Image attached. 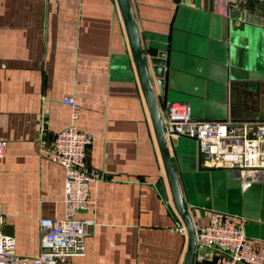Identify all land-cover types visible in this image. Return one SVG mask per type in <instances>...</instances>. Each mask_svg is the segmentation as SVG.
Listing matches in <instances>:
<instances>
[{
    "label": "crops",
    "instance_id": "1",
    "mask_svg": "<svg viewBox=\"0 0 264 264\" xmlns=\"http://www.w3.org/2000/svg\"><path fill=\"white\" fill-rule=\"evenodd\" d=\"M129 2L143 45L168 40L177 49L182 99L170 102L188 104L196 119L264 120V86L231 90L249 71L264 73V15L245 11L252 21L243 22V11H231L229 19L211 0ZM66 96L81 106L75 121ZM165 102L157 95L161 111ZM72 122L91 136L86 161L104 177L90 185L93 213H78L96 222L84 254L64 264H183L187 229L117 0H0V203L3 231L20 255L38 254L40 218L63 215L65 170L40 152L41 138L48 149ZM169 151L194 229L211 211L237 217L264 254V183L242 188L231 171L204 159L195 140L169 142ZM205 252L192 264H213L216 250Z\"/></svg>",
    "mask_w": 264,
    "mask_h": 264
},
{
    "label": "built area",
    "instance_id": "2",
    "mask_svg": "<svg viewBox=\"0 0 264 264\" xmlns=\"http://www.w3.org/2000/svg\"><path fill=\"white\" fill-rule=\"evenodd\" d=\"M231 1L211 0V4L223 6V14L228 17ZM62 102L71 108V120H77L80 104L68 96ZM160 112L168 142L180 137L194 139L204 159L213 167L229 169L244 189L264 183V120L196 119L188 104L173 102H165ZM90 142L91 136L73 122L54 134L48 149L41 138L40 152L65 170L64 212L57 218H40L38 254L24 256L15 252L13 237L3 231L0 203V264H64L67 258L84 254L85 238L96 222L93 215L79 217L78 213H93L90 185L104 177L86 161ZM5 147L6 141L0 140V156ZM242 222L237 217L211 211L208 222L195 229L198 260H204L205 250L213 248L216 250L213 264H264V254L255 250Z\"/></svg>",
    "mask_w": 264,
    "mask_h": 264
},
{
    "label": "water",
    "instance_id": "3",
    "mask_svg": "<svg viewBox=\"0 0 264 264\" xmlns=\"http://www.w3.org/2000/svg\"><path fill=\"white\" fill-rule=\"evenodd\" d=\"M239 1H246L248 4H243ZM117 2L123 17L135 69L149 109L171 197L174 206L187 229L188 244L183 264H192L196 252L195 229L189 215L188 205L185 203L176 176L169 151V142L165 137L162 116L157 103V95L160 98L165 99L166 102H170L172 99H182L181 96L176 95H180L177 89V76L178 72L181 71L180 68L182 63L180 58L175 55L177 49H175V46L173 47L168 40H157L159 43L147 40L143 45L134 21L129 0H117ZM229 4L231 7V10H229V19L232 17L231 11L233 13H240V11H243L240 16V20L243 22L252 21V16L245 14V11L250 14L264 15V0H238V2L231 1ZM257 67L259 66L257 65ZM238 72L240 75L241 73H244L242 71ZM247 75L248 76L234 79L231 90L238 92L239 88L248 89L249 87H258V89H261L262 86H264L262 82L264 81V73H259L257 75L255 73H250L249 71V74ZM154 84H156L157 87V94L154 89ZM237 97L240 98V96ZM178 139H172L170 141L171 144L177 145Z\"/></svg>",
    "mask_w": 264,
    "mask_h": 264
},
{
    "label": "rangeland",
    "instance_id": "4",
    "mask_svg": "<svg viewBox=\"0 0 264 264\" xmlns=\"http://www.w3.org/2000/svg\"><path fill=\"white\" fill-rule=\"evenodd\" d=\"M192 140H194V139H192Z\"/></svg>",
    "mask_w": 264,
    "mask_h": 264
}]
</instances>
